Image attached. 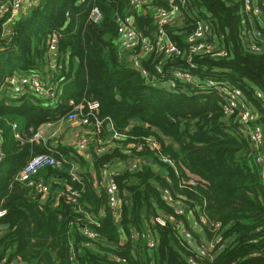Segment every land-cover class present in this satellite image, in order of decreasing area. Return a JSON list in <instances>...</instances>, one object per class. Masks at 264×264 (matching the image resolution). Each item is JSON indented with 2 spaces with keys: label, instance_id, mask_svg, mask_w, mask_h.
<instances>
[{
  "label": "trees",
  "instance_id": "1",
  "mask_svg": "<svg viewBox=\"0 0 264 264\" xmlns=\"http://www.w3.org/2000/svg\"><path fill=\"white\" fill-rule=\"evenodd\" d=\"M263 3L260 0L258 6ZM157 6H167V1L151 0L132 9L130 0H40L11 25V33H2L0 20V85L11 74L45 67L47 40L54 32L63 64L57 74L67 76L63 100L56 105L30 93L0 91V209L5 211L0 225L8 224L0 228V261L7 257L22 264H190L193 258L199 264H264V162L262 166L253 162L255 152L235 118L223 116L222 97L210 88L168 90L148 84L130 66L129 52L119 54L118 19L130 14L136 31L152 39ZM91 7L98 8L99 22L89 19ZM180 8L184 18L165 26L169 39L184 51L194 21L202 19L210 24L208 39L225 48L227 56L197 53L191 68L183 56L163 61L153 52L142 55L143 67L152 72L161 63L164 71L189 69L201 80L237 87L263 122L264 38L255 40L260 51L248 46L253 30L264 37L258 17L245 11L244 0H187ZM66 54L69 71L61 59ZM75 63L78 68L73 70ZM70 100L99 104L96 116L103 120V128L94 136L93 151L85 153L89 161L77 147L28 140L41 124L65 119ZM110 133L121 138H111ZM146 138L156 141L159 151L146 145ZM107 140L110 147L97 155L96 146ZM158 152L173 165L161 161ZM41 153L61 161L60 167L45 166L44 177L37 175L59 180L44 200L15 180L27 161ZM136 156L146 163L129 170L127 164ZM115 161L125 164L111 174L120 199L117 216L101 183V170ZM190 176L196 178L195 185L182 182ZM66 186L79 192L76 203L64 195ZM164 189L181 200L182 214L164 200ZM87 213L97 224L88 221ZM200 215L208 222L195 228L191 219L197 221ZM157 216L165 223L156 222ZM210 223H218V228ZM84 225L98 237L89 241L81 233ZM142 233H149L155 246L148 247ZM217 237L220 242L207 249ZM199 247L207 254L199 255Z\"/></svg>",
  "mask_w": 264,
  "mask_h": 264
},
{
  "label": "built area",
  "instance_id": "2",
  "mask_svg": "<svg viewBox=\"0 0 264 264\" xmlns=\"http://www.w3.org/2000/svg\"><path fill=\"white\" fill-rule=\"evenodd\" d=\"M40 0H0V18L2 19L1 31L3 34L11 33L10 27L6 26L7 22H13L17 16L30 11L35 7ZM167 6H157L154 8L155 15V31L154 36L150 39L146 35H142L136 31L133 23V18L130 14H126L118 19L117 36L119 43V54L123 55L125 52H129V59L131 65L144 77L146 83L159 86L168 90H180L185 86H192L197 89L210 88L216 90L222 97V111L223 116L228 118L233 116L235 122L238 125V129L243 133L248 140L252 149H254L255 155L253 162L257 166H262L264 162V121H258V117L249 105L246 97L242 91L234 86L225 82H218L212 79H199L189 69L175 68L170 71H164L161 63H157L154 67V71L150 72L141 63L142 57L155 53L157 56H161L163 61L172 56H183L191 68L194 67L192 63L193 55L197 53H205L213 57L227 56V50L215 41L209 40L208 35L210 33V24L202 19H196L192 31L186 36V49L181 51L176 44L169 39L166 34L165 26L172 24L179 12H181V6L185 4L187 0H166ZM145 0H130V7L132 9H139L144 6ZM245 11H250L254 15H264V3L260 8L258 5H253L252 0H244ZM101 14L98 9H94L91 13V20L94 22L100 21ZM264 20V16H263ZM251 37H255L258 40L261 35L259 31L251 33ZM57 38L56 32L52 33L47 40V52H46V69L49 73L60 71L63 64L59 61V55L57 51ZM248 46L251 50L260 51L262 46L255 40L248 41ZM136 47L139 50L136 51ZM144 55V56H142ZM45 73V71H44ZM43 71L32 70L27 73H14L9 75L6 80L0 85V91H8L12 94H24L30 93L43 99H56L58 85L52 80L54 76L47 82L43 81ZM165 76V78H164ZM257 97H262L259 90L255 91ZM57 100V99H56ZM69 104L71 108L67 113L65 120L78 122L85 129V133L81 134L76 141L77 150L83 153L91 145L95 143V137L101 132L103 128V120L98 119L96 113L98 111L99 104L96 101H85L83 103H75L70 100ZM90 126V130L87 129ZM12 129L17 128L15 122L11 123ZM91 131V133L89 132ZM15 138L22 140L20 133L15 132ZM111 138L120 139L121 136L117 133H113ZM29 141L36 143H45L46 139L43 136V127L40 126L29 138ZM1 141V140H0ZM96 146V152L103 153L110 147V140ZM145 144L151 149L159 151L160 147L156 141L151 138H146ZM137 149H141L142 145H136ZM159 159L163 162L173 165L172 160L158 152ZM1 158V154H0ZM146 163L145 158L139 156L133 157L127 164L129 170H136ZM47 165L55 167L61 166V161L53 157L49 153H41L32 156L24 167L16 174L15 180L28 186L41 200L48 197L50 193V185L43 178L37 177L38 173ZM113 172V171H112ZM108 168L101 170L102 180L105 191L108 196V206L114 215H118L120 207V199L118 196V188L116 183L111 180V174ZM262 171V175H263ZM72 175L75 177L72 173ZM183 183L189 185H195L197 180L195 177L190 176L184 180ZM64 195L71 203H76L79 192L73 190L70 186H66L64 189ZM162 197L174 208L176 214H182L184 212L181 206L180 199H174L168 189H164ZM4 210H0V216L4 214ZM88 221L97 224V220L87 213ZM170 219H173L170 217ZM156 222L164 224L163 218L157 216ZM207 218L204 215H200L199 219L194 221L195 226L200 224H206ZM218 223L212 224L214 229L218 228ZM181 232L186 237H190V234L181 227ZM81 233L86 236L89 241L98 237L97 232L94 229L84 225L81 227ZM143 237L147 238V246L152 248L155 246V239L150 236L149 233H142ZM220 237H217L215 241L210 242L207 249L214 247L215 243L220 242ZM90 242H86L89 245ZM199 255H206L204 247L197 248ZM74 253L71 251L70 260H73ZM119 260L124 261L118 257ZM190 264H199L193 258H189ZM1 264H22L18 259L7 260V257H3L0 261Z\"/></svg>",
  "mask_w": 264,
  "mask_h": 264
},
{
  "label": "crops",
  "instance_id": "3",
  "mask_svg": "<svg viewBox=\"0 0 264 264\" xmlns=\"http://www.w3.org/2000/svg\"><path fill=\"white\" fill-rule=\"evenodd\" d=\"M145 1H146V3L144 5H149L151 3V0H145ZM259 2H260V0H252V4L253 5H258ZM141 8H139V9H141ZM94 9H98V8L91 7L90 12H89V19L90 20H91V13H92V11ZM27 13H29V11L26 12V13H23V14H21L19 16H17V18L13 22H11V23L10 22H7L6 26L11 27V25L17 19L22 18L23 16H26ZM256 16L258 17V22H259L260 26L264 28L263 15L262 14H258ZM182 18H184V17H183L182 11H181V12H179L177 14V16H176L175 19H182ZM0 20H2V19L0 18ZM92 22L93 23H96L94 21H92ZM253 32H254V30H253ZM260 34L261 35L258 38L259 41L262 40V38H264L263 35H262V33H260ZM253 40H256V38L253 37ZM61 59H62V62L64 63V65H65V68H64L65 71H69V69H70L69 68V58H68L67 54L65 56L62 55L61 56ZM128 59H129V57H128ZM129 61H130V59H129ZM130 66L133 69H135L131 65V61H130ZM77 68H78L77 64L76 65H73V70H75ZM40 70L43 71V73L45 71V73L43 74V76H44L43 77V81L44 82L49 81L51 79V76H54V79L52 78V80L54 82H56V86L58 85L57 96H56L57 97L56 98L57 100L56 99H50L48 101H51V104L56 105L57 103H59L60 101L63 100V98H62L63 97L62 90L64 88V84L67 82V76L58 75L57 73L59 71L58 72H54L53 74L52 73L50 74L49 71L46 69V67H43ZM69 81H71V79H69ZM187 88H189V87H186L184 89L186 90ZM40 126L43 127V136H44V138L46 139V141L47 140L50 141L52 145H55L57 142H59L60 144H64V145H68V146H73L74 148H76V144H75L76 141L78 140V138L80 137L81 134L85 133L84 127L82 125H80L78 122L68 121V120H65V119H61V120L56 121V122H46V123L41 124ZM105 142H107V141H104L102 144H107ZM93 145L90 146L91 148L89 147L87 150H85L82 153L84 155V157H86V160H88V155H86L85 153L89 152L91 149H92L91 150V152H92L93 151V147H92ZM95 152H96V148H95ZM90 154H92V153H90ZM96 154L97 155H100L101 153L96 152ZM93 157H96V156L94 155ZM1 159H0V161H1ZM89 166H90L89 167V171L91 172V175L95 177L96 172L94 170L93 165L91 164V161L89 162ZM124 166H125V164L123 162H121V161H115L112 165H110L108 167V170L110 171V173L112 171H120V170L124 169ZM43 172L44 171L41 170L39 172V175H42L44 177ZM101 176H102V174H101ZM46 178L47 179H45V180L50 184V187H51V185L53 186L54 183H58L59 182V180L58 179H55V177H53V176H48ZM98 183H99L98 181H95L94 182V186L96 187L98 185ZM56 190L57 189H54V192ZM0 210H2V209H0ZM117 218H116V221H118ZM191 220H192V223H193V227L196 228V226L194 224V221L195 220H193V219H191ZM122 239H125V236L124 235H122Z\"/></svg>",
  "mask_w": 264,
  "mask_h": 264
},
{
  "label": "water",
  "instance_id": "4",
  "mask_svg": "<svg viewBox=\"0 0 264 264\" xmlns=\"http://www.w3.org/2000/svg\"><path fill=\"white\" fill-rule=\"evenodd\" d=\"M116 98L120 99V96L117 95ZM133 121H135V119H133ZM106 127H107L108 130H110L112 128V124L109 122V123L106 124ZM112 135H113V133H110V136H112ZM7 225L8 224H6V223L5 224H1L0 227L1 228H5V227H7ZM208 225L210 226V224H208Z\"/></svg>",
  "mask_w": 264,
  "mask_h": 264
},
{
  "label": "rangeland",
  "instance_id": "5",
  "mask_svg": "<svg viewBox=\"0 0 264 264\" xmlns=\"http://www.w3.org/2000/svg\"><path fill=\"white\" fill-rule=\"evenodd\" d=\"M1 22V21H0Z\"/></svg>",
  "mask_w": 264,
  "mask_h": 264
}]
</instances>
